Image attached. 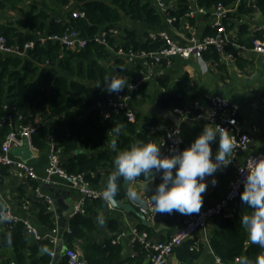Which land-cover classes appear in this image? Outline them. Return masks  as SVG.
Here are the masks:
<instances>
[{
  "label": "trees",
  "instance_id": "obj_1",
  "mask_svg": "<svg viewBox=\"0 0 264 264\" xmlns=\"http://www.w3.org/2000/svg\"><path fill=\"white\" fill-rule=\"evenodd\" d=\"M254 5L264 13V0H254ZM169 8L171 14L187 16L189 0H174ZM199 6L212 9L217 4L235 6L239 14L249 13L254 9L248 0H196ZM9 9L17 11V15L0 20V34L8 44L22 46L33 39L35 33L47 32L62 34L77 30L82 36L89 37L103 28L117 26L120 30L118 44L135 50H154L159 42L144 39L148 30L159 29L165 24L164 16L153 0H0V12ZM80 10L83 16L73 17L72 10ZM235 14H227L223 18L226 30L233 27L230 18ZM125 18L136 23L134 27L122 25ZM177 25V23H175ZM143 29L140 30V27ZM240 33L245 32L246 24L240 26ZM215 27L206 28V35H215ZM260 36V34H257ZM237 43H243L237 37ZM117 44L110 38L109 45ZM225 51L234 52V45L228 43ZM203 57L217 61L219 52L210 46L203 52ZM138 67L134 71L107 45L90 41L80 49L62 48L58 42L49 40L45 44H36L24 55L0 52V120L8 109L17 118L22 116L25 124H38L31 135V143L37 149L47 146L52 136L59 147L62 166L69 173H83L91 186L100 189L103 173L111 175L114 171L113 159L115 151L111 148L112 140L117 147L124 148L137 139L149 138V131L157 127L155 116L135 111V118L129 120L122 111L113 112L111 118H103L99 114L97 104L104 100L106 90L102 86L103 78L109 73L128 76V81H136ZM119 71V72H118ZM160 79V78H159ZM167 87L166 82L159 80ZM97 84H100L98 86ZM147 80L141 82L133 91L134 95L145 97ZM123 92L126 88L121 89ZM181 87L175 85L167 88L161 98L162 107L182 105ZM120 126L119 134L113 132ZM9 174V168L0 164V178ZM10 175V174H9ZM136 180H145L143 177ZM129 181L119 178L117 191L111 194L114 198L124 200L128 192ZM43 190L51 186L39 184L35 179L20 183L17 186L20 203L28 200L35 208L34 215L39 223L52 229L55 222L48 204L33 196L32 190L37 186ZM5 206L0 202V211ZM108 208L106 199L99 197L85 202V212L76 213L66 221L60 233L65 246L72 247L78 239L96 227L98 209ZM247 205L237 201V211L228 216L223 214L217 219V225L208 236V243L213 253L222 260V264H230L237 257L254 256L259 251L258 245L248 242V236L240 223L242 212H247ZM59 226V224L57 223ZM110 228L117 229L115 219L109 222ZM70 228L67 231L66 227ZM138 229L147 230L146 225L139 224ZM150 235V234H149ZM137 253L134 258L126 259L127 264L141 261L145 255L142 244L133 243ZM10 249L9 252H6ZM53 243L48 238L34 239L25 230L22 222L5 227L0 234V264H68L67 257L61 253L52 256ZM203 249L198 238H189L174 251L179 259L191 262ZM122 247L113 243L112 238L102 242H91L84 246L83 256L87 264H113L121 257Z\"/></svg>",
  "mask_w": 264,
  "mask_h": 264
},
{
  "label": "built area",
  "instance_id": "obj_2",
  "mask_svg": "<svg viewBox=\"0 0 264 264\" xmlns=\"http://www.w3.org/2000/svg\"><path fill=\"white\" fill-rule=\"evenodd\" d=\"M153 1L158 10L164 16V20L167 24L175 25V23H177L182 27L184 32H191L190 35L185 36V44L179 43L166 30L159 28L148 30L144 35V39L151 40L152 42H159L156 49L135 50L132 48H125L123 45L118 44L120 38L119 28L117 26H110L101 29L98 33L89 37L82 36L74 29L62 34L41 33L37 31L35 37L24 42L22 46L8 44L6 38L0 34V52L5 54L15 53L24 55L28 49L33 48L36 44L42 45L49 40L58 42L62 48L71 50L83 48L90 41L109 46L114 51L115 56L120 58L127 66H130L133 71L134 68H137V65H139L138 77L136 81H129L132 87L127 88L126 92L121 90L118 93H109L107 91L104 100L97 104V108L99 109L100 116L103 118H111L113 112L122 111L129 120H133L135 118V111L131 105V100L135 96L133 91L138 88V85L141 82L156 77L158 75V68L163 65H169L173 57H193L197 60L203 61V52L210 46H213L219 53L224 54L227 58L233 59L234 53L225 51V45L231 43L232 45H237L241 48L245 47L234 42L226 30L223 23V18L226 15V7L224 5L219 3L211 9L212 19L210 25L217 29L216 34L198 38L193 34V25L188 19L185 20L182 16L170 13L169 8L174 5V0ZM195 12L206 13L207 9L199 6L196 0H189L187 16L192 17ZM71 14L73 17L83 16V12L77 9L72 10ZM110 38H114L117 44L110 46ZM249 48L264 55V32H261L260 36L254 35L251 37ZM260 100L264 103V95L261 96ZM204 104L205 107L203 106ZM4 107L7 109V112L1 118L0 126H7L9 132H7L5 138L0 144V164L7 166L12 175L18 179V181L24 183L29 179H35L39 184L49 186L54 184V176L62 178L67 184L76 188L80 193V197L74 204V210L71 216L79 212L84 213V206L87 200H93L99 197L105 199L106 195L109 193L108 190L93 188L83 173L74 174L65 170L62 166L59 147L52 136H49L48 138L46 147V166L42 176L37 174L35 168L24 158L11 154V148L13 145L26 144L30 149H34V146L31 143V135L38 124H25L22 122V116L20 114L15 118L7 105ZM170 112L181 116L182 119H204L208 123L219 124L227 129L228 133L233 137L234 151L232 154L249 150L251 141L250 131L242 130L240 127L237 104L218 93H206L202 97H195L190 100L189 104L171 105ZM208 113H212V115L209 117ZM175 127L176 123L167 126L161 136L155 135L156 131L155 129H152L149 131L148 140H155L156 142L163 140L164 143L161 145V150L163 153L167 154L170 150V146L173 144V139H175V137L170 139L168 133ZM252 129H255V127H252ZM179 137L181 138V141L177 145L178 148H180L182 144L181 129ZM260 153H264V149L260 152H247L243 162L235 164V172L228 180V189L226 193L213 203H202L199 212H194L192 217L186 222L180 224L167 239L151 240L146 231L133 229V241H138L142 244V247L146 252L148 264H166L168 256L174 252V249L177 246L181 245L185 240L193 237L198 230L205 231L210 219L222 216L233 202H237L240 198L239 193L243 188V184L241 183L242 174L239 169L244 166L251 155H258ZM32 193L35 198L46 202L50 209L53 199L50 193L44 191L40 185H37L32 190ZM143 200V211L147 215V218H154L159 212L154 211V206L148 202L147 195H144ZM28 205L29 201H24L22 203L24 209H27ZM5 216L8 217L7 221L0 222L4 227L11 226L17 222H22L28 234L35 239L44 238V236L38 232L37 227L28 220V218L19 217L9 207H5L0 211V217ZM66 229L67 231H70L68 226ZM123 234L124 233L121 232L116 235V237L112 239V242L117 243ZM46 237L53 243V246H56L60 237L59 227L55 225ZM205 238L208 241L207 236ZM54 253L55 247L50 254L54 256ZM62 253L67 257L68 264H87L82 251L78 248L65 246ZM239 260L240 258L237 257L235 261L230 264H239ZM222 263V260L216 256L212 264ZM11 264L15 263L11 262Z\"/></svg>",
  "mask_w": 264,
  "mask_h": 264
},
{
  "label": "crops",
  "instance_id": "obj_3",
  "mask_svg": "<svg viewBox=\"0 0 264 264\" xmlns=\"http://www.w3.org/2000/svg\"><path fill=\"white\" fill-rule=\"evenodd\" d=\"M254 0H248V5L254 7L249 13L239 14L236 11V7L231 5L225 6L227 14H235L230 18L229 23L233 22V27L228 30L231 39H240L243 43H237L245 46L241 48L234 45V58H227L224 54L219 53L217 61L211 58H205L203 61L195 58H183L175 56L169 65H163L158 68V75L152 79L147 80L145 91V97L141 94L135 95L131 100V105L134 111H138L142 114H149L155 116L158 120L157 127H152L150 130L155 129V135L161 136L167 126L175 124L170 119L154 114L146 110L144 104H157L160 105L162 96L167 88H171L175 85L181 87L182 93V105L189 104L190 100L195 97H202L206 93H218L234 103L237 104L239 110L240 127L242 130L250 131L251 141L249 150L246 152H237L232 154L231 163L224 167L222 170H217L214 173L217 183L211 184L210 177H205L208 182L207 189L203 196V204H210L221 198L228 189V180L235 172V164L242 163L247 152H260L264 149V103L260 100L264 95V55L257 53L249 48V41L252 36L264 32V13L261 9L254 5ZM13 9H9L6 12H0V20H8L17 14L11 12ZM187 15V14H186ZM187 20L186 16H182ZM191 24L193 25V34L196 37H202L206 34V28L211 27V9H207L206 13L195 12L192 17ZM183 21V20H182ZM246 24V31L240 33V26ZM122 25L131 27L137 25L133 24L128 18H125ZM140 27V26H139ZM166 30L176 41L181 44L186 43V35H190L191 32H184L182 27L177 25L165 24L161 27ZM143 28L140 27V30ZM184 35V36H183ZM235 42V41H234ZM166 82L167 87L160 84V79ZM171 103L163 107L165 110L170 111ZM205 107V104L203 105ZM162 107V106H161ZM180 124L182 144L180 148L188 145L191 140L202 130L205 124L208 122L204 119L189 120L183 119ZM255 127V129H252ZM9 128L7 126H0V144L5 138ZM218 142L212 143L213 154L216 151ZM47 147V146H46ZM30 149L26 144L15 145L11 148V154L18 155L28 161L36 170L37 174L42 176L46 166L47 148ZM10 174V175H9ZM9 174L0 178V202L9 207L16 215L23 218H28L38 229V232L47 238V234L51 232V229L47 226L39 223L38 219L34 215L35 208H32V203L29 202L28 208L24 209L22 203L28 201L27 199L20 203L18 198L17 186L19 185L18 179H16L9 170ZM109 175L103 173L101 178L102 185L100 189L107 190V182ZM54 184H51V189L44 190L52 195L56 199L57 211H52V216L57 225L58 215L64 213L67 200H72L74 203L80 197L79 191L67 184L62 178L58 176L53 177ZM159 181L157 175L156 183ZM21 183V182H20ZM145 180L129 181V188L135 187L140 191H143V185ZM144 195H147L145 193ZM34 196V195H33ZM107 201V200H106ZM124 201L130 202L134 207L143 211V203L140 200H131L127 195ZM108 203V201H107ZM237 211V202H233L224 212L225 215L232 216ZM144 212V211H143ZM145 213V212H144ZM193 213L185 214L179 211L173 210L171 213H158L154 218H147L150 224L142 222L141 218L132 212H125L120 208L111 207L108 203V208L98 209V215L95 220L96 227L88 232L82 239H78L73 248H78L84 251V246L91 242H102L105 238H115L116 235L123 232L117 244L122 247L121 257L115 259L113 264H127L126 259L134 258L137 253L133 247V229H138L139 224L146 225L150 228L148 233L151 240H165L167 239L175 229L182 223L189 220ZM115 219L118 223L117 229L110 228L109 222ZM103 221V223H101ZM217 225V219H210L207 223V227L204 230H198L193 237L198 238L202 242L203 249L200 255L191 262H185L179 259L176 255V251L172 252L167 260L166 264H212L216 255L213 253L206 236H208L213 228ZM58 226V225H57ZM59 227V235L61 236ZM5 229L4 225L0 223V234ZM206 235V236H205ZM59 237V238H60ZM32 238H34L32 236ZM35 239V238H34ZM63 241V239H62ZM248 242L249 239H248ZM63 246H65L63 241ZM55 246H53L54 248ZM145 250V249H144ZM7 249L6 252H9ZM13 262V261H12ZM133 264H148V259L145 255L141 261L134 262Z\"/></svg>",
  "mask_w": 264,
  "mask_h": 264
},
{
  "label": "clouds",
  "instance_id": "obj_4",
  "mask_svg": "<svg viewBox=\"0 0 264 264\" xmlns=\"http://www.w3.org/2000/svg\"><path fill=\"white\" fill-rule=\"evenodd\" d=\"M102 86L109 93H118L122 88L132 87L126 75L112 73L103 78ZM211 115L212 113H208L209 117ZM181 123L182 119L177 121L176 127L168 133L170 139H175L167 154L161 150L163 140L156 142L137 139L127 147L119 149L116 140H112L111 148L115 151L114 171L107 182L108 192L115 194L119 178L131 182L143 177V191L135 187L129 188V199L143 203L144 194L147 193L148 202L154 206L155 212H199L203 203L202 193L208 186L205 177L211 178V184L217 183L214 173L231 163L234 151L233 137L221 125L208 123L188 145L178 148L177 145L181 141ZM113 132L119 134L120 126H115ZM213 142H218L214 154ZM239 170L243 184L239 195L249 209L242 212L240 223L250 243L258 245L259 248L254 256L241 257L239 264H264V153L251 155ZM157 175L159 181L153 183ZM7 219L6 216L0 217V222Z\"/></svg>",
  "mask_w": 264,
  "mask_h": 264
},
{
  "label": "water",
  "instance_id": "obj_5",
  "mask_svg": "<svg viewBox=\"0 0 264 264\" xmlns=\"http://www.w3.org/2000/svg\"><path fill=\"white\" fill-rule=\"evenodd\" d=\"M143 107L151 113L158 114L160 116H163V117L170 119L174 123H176L177 121L182 119L181 116L175 115L172 112L165 110L163 107H161L157 104H147L146 103L143 105ZM182 121H184V120L182 119ZM13 146H15V145H13ZM105 199L108 201V203L111 207L120 208V209L124 210L125 212H132V213L136 214L137 216H139L143 223L150 224V221L146 219L145 213L142 210H139L136 207H134L130 202L116 199L110 193H108L106 195ZM74 204L75 203L72 200H67L66 207H65L66 211L64 213H62V216L60 213L57 214L58 215L57 223L59 224V226L61 228L65 227L67 219H69L71 214L73 213ZM55 205H56V199L53 198L52 199V206L50 207L51 211H55V212L57 211ZM62 243H63L62 237H60L57 245L55 246V253H54L55 258H56V256L60 255L63 252V249L65 248V246H63ZM51 264H55V262L53 261Z\"/></svg>",
  "mask_w": 264,
  "mask_h": 264
},
{
  "label": "rangeland",
  "instance_id": "obj_6",
  "mask_svg": "<svg viewBox=\"0 0 264 264\" xmlns=\"http://www.w3.org/2000/svg\"><path fill=\"white\" fill-rule=\"evenodd\" d=\"M12 13H14V14H17V11H16V10H14V11H12V12H11V14H12Z\"/></svg>",
  "mask_w": 264,
  "mask_h": 264
}]
</instances>
